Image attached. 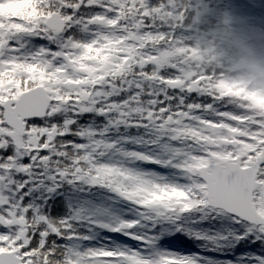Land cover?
I'll return each instance as SVG.
<instances>
[{
  "label": "snow or ice",
  "instance_id": "1",
  "mask_svg": "<svg viewBox=\"0 0 264 264\" xmlns=\"http://www.w3.org/2000/svg\"><path fill=\"white\" fill-rule=\"evenodd\" d=\"M223 3L0 0V264H264V111L189 59Z\"/></svg>",
  "mask_w": 264,
  "mask_h": 264
},
{
  "label": "rangeland",
  "instance_id": "2",
  "mask_svg": "<svg viewBox=\"0 0 264 264\" xmlns=\"http://www.w3.org/2000/svg\"><path fill=\"white\" fill-rule=\"evenodd\" d=\"M231 6L230 11L226 10L222 16H219L218 20L222 22L217 23L215 30H211L212 39L215 35L220 41L221 48L226 53L225 55L229 57L228 59L231 60L232 66L236 64L237 58H234V53L230 50V47L238 44L243 50L247 51L248 56H241L239 59L244 60L240 64L241 66H247L251 69V75L248 84H243L242 82L246 80L249 70H247L248 68H238L239 71L235 74L232 73L231 76L220 79L218 85L222 91L227 88H234L237 95L249 99L246 106L250 108V105L253 106L254 103L264 104V80L259 77L261 73L264 74V30L258 32L252 30L255 20L252 16L250 18V15L244 10V8H247L245 4L240 3L239 0H231ZM255 8V14H259V6L256 5ZM250 59L253 61H249ZM234 69L236 70L237 67ZM253 73L257 76L255 85L252 81ZM250 83L251 88H249Z\"/></svg>",
  "mask_w": 264,
  "mask_h": 264
},
{
  "label": "trees",
  "instance_id": "3",
  "mask_svg": "<svg viewBox=\"0 0 264 264\" xmlns=\"http://www.w3.org/2000/svg\"><path fill=\"white\" fill-rule=\"evenodd\" d=\"M239 2L245 4L247 8H244V10L250 15V18L252 16L253 20H255L252 30L256 32L263 31L264 13L260 11L259 14H255V6L258 5L260 9H264V0H258V3L255 0H239ZM231 8V0H224V3L219 8L203 13L197 21V39L189 50V59L192 64L204 71L220 70L222 73L219 77L227 74L228 68L225 60L229 57L225 55L226 53L222 50L217 37L213 35L214 38L212 39L211 30H215L217 23L222 22H219V16H222L226 10L230 11ZM230 50L234 53V58H237L236 62L241 56H248V52L243 50L238 44H234L230 47ZM249 61L253 60L250 59Z\"/></svg>",
  "mask_w": 264,
  "mask_h": 264
},
{
  "label": "flooded vegetation",
  "instance_id": "4",
  "mask_svg": "<svg viewBox=\"0 0 264 264\" xmlns=\"http://www.w3.org/2000/svg\"><path fill=\"white\" fill-rule=\"evenodd\" d=\"M229 59H226L225 60V62H226V65H227V68H228V71H227V74L226 75H224V76H222V77H219V75L222 73V71H218V70H216V69H213V70H210L212 73H213V75L214 76H216L217 77V80H218V82H219V80L220 79H224V78H226V77H228V76H231L232 75V73L233 74H235L236 72H238L239 71V69L238 68H241V69H246V68H248L247 70H249V74L247 75V78H246V80H243V84H248V82H249V77H250V75H251V69H249V67H247V66H241L240 64L241 63H239V60H238V62H236V64L234 65V66H232V62L231 61H228ZM240 65V66H239ZM235 67H237V69L235 70L234 68ZM263 75L264 74H262L261 73V75L259 76V77H262L263 79L262 80H264V77H263ZM252 81L254 82V85H255V83H256V81H257V76H256V74L255 73H253V76H252ZM251 83H250V87L249 88H251ZM223 93L225 94V95H230V96H233V97H236V98H238L241 102H244V104H245V106H246V102L249 100V99H244L243 97H241V95L239 96V95H237V92L234 90V88H227L226 90H224L223 91ZM250 108H252V109H256V110H260V111H264V104H261V103H254V105L253 106H251L250 105Z\"/></svg>",
  "mask_w": 264,
  "mask_h": 264
}]
</instances>
